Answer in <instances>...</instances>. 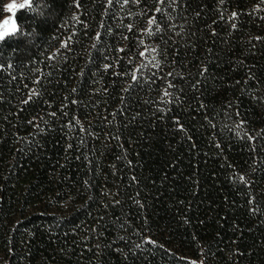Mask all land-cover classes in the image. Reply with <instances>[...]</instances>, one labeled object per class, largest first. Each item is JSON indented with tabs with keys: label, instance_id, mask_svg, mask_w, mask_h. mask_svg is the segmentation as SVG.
I'll return each mask as SVG.
<instances>
[{
	"label": "trees",
	"instance_id": "obj_1",
	"mask_svg": "<svg viewBox=\"0 0 264 264\" xmlns=\"http://www.w3.org/2000/svg\"><path fill=\"white\" fill-rule=\"evenodd\" d=\"M16 22L0 264H264V0H31Z\"/></svg>",
	"mask_w": 264,
	"mask_h": 264
},
{
	"label": "rangeland",
	"instance_id": "obj_2",
	"mask_svg": "<svg viewBox=\"0 0 264 264\" xmlns=\"http://www.w3.org/2000/svg\"><path fill=\"white\" fill-rule=\"evenodd\" d=\"M21 0H7L4 6V15L2 17V19L0 20V31L3 30H9L12 28L13 23L16 25L17 29H18V25L16 22V13L18 10H20L19 7L13 9V10H9L8 9V5L9 4H16L17 6L20 4ZM22 2L24 4H26V6H28L31 2V0H22ZM5 21H7V23H5Z\"/></svg>",
	"mask_w": 264,
	"mask_h": 264
},
{
	"label": "snow or ice",
	"instance_id": "obj_3",
	"mask_svg": "<svg viewBox=\"0 0 264 264\" xmlns=\"http://www.w3.org/2000/svg\"><path fill=\"white\" fill-rule=\"evenodd\" d=\"M7 7L11 11V10H13V9H15L17 7H19V8H25L26 7V4H21V5H18L17 6L16 4L13 3V4H9ZM236 15H237L236 13H232V17L233 18H235ZM150 22H152V21H150ZM5 23H7V21H5ZM17 31H18V29H17L16 25L13 23V26H12L11 29L0 31V41H4L6 39V37H9L10 35L16 34Z\"/></svg>",
	"mask_w": 264,
	"mask_h": 264
},
{
	"label": "clouds",
	"instance_id": "obj_4",
	"mask_svg": "<svg viewBox=\"0 0 264 264\" xmlns=\"http://www.w3.org/2000/svg\"><path fill=\"white\" fill-rule=\"evenodd\" d=\"M21 4H24V3L22 2V0H21V2H20V4H19V5H21ZM20 9H24V8H20Z\"/></svg>",
	"mask_w": 264,
	"mask_h": 264
}]
</instances>
